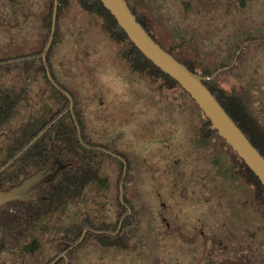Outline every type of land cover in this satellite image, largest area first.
I'll return each mask as SVG.
<instances>
[{
  "label": "rangeland",
  "instance_id": "rangeland-1",
  "mask_svg": "<svg viewBox=\"0 0 264 264\" xmlns=\"http://www.w3.org/2000/svg\"><path fill=\"white\" fill-rule=\"evenodd\" d=\"M49 1L0 0V83L20 78L33 87L27 119L34 109L45 114L60 102L42 78L46 54L44 60L36 58L37 52L44 54L50 37L51 28L44 27L42 18L50 11ZM128 2L144 17L156 42L174 54L182 36L197 29V50L190 48L187 54L197 57L201 68L232 61L244 41H256L243 48L234 67L220 73L215 83L240 97L264 128V0H244L243 5L238 0ZM3 4L7 9L2 10ZM55 24L56 41L52 38L47 49L51 76L70 96L91 147L121 154L126 162V186L120 189L114 181L123 169L118 171L110 158L102 160L97 177L71 207L56 212L58 231L71 223L74 229L92 224L114 231L122 217L121 228H130L133 219L126 213L135 200L138 226L159 229L153 236L156 249L174 259L186 260L190 252L180 247L177 236L162 238V218L183 228L196 226L199 218L235 259L244 249L251 264H264V207L233 170L236 158L219 140L197 143L194 133L201 119L190 102L177 89L166 90L161 81L132 73L121 47L103 31L101 18L84 11L77 0L69 1ZM117 243L87 236L75 264H146L147 256L138 251L136 257L128 240Z\"/></svg>",
  "mask_w": 264,
  "mask_h": 264
},
{
  "label": "flooded vegetation",
  "instance_id": "flooded-vegetation-1",
  "mask_svg": "<svg viewBox=\"0 0 264 264\" xmlns=\"http://www.w3.org/2000/svg\"><path fill=\"white\" fill-rule=\"evenodd\" d=\"M2 7V10L7 9L5 4ZM36 58H42L40 53L37 52ZM45 72L51 81L49 71L45 69ZM52 84L55 86L53 82ZM32 88L31 85L23 83L20 78L17 82L0 83V192L19 185L24 179L44 168L52 159L58 158L56 154L48 158L50 153L48 155V151L40 146L31 147L33 144L41 143L42 135V132L38 134L27 132V122L33 123V126L30 125L31 128H36L41 118L39 109L37 111L34 109L28 119L26 118V115L30 113L26 110L27 106L28 110L33 107ZM61 93L70 103L71 98L68 93L63 90ZM27 139H30L28 144ZM100 151L122 163L123 176L114 181V186L117 185L122 189L126 186V162L123 160V155L106 150ZM42 153L46 154V157H42ZM61 161L68 162L63 158ZM115 165L119 168L118 163ZM55 167L56 164L51 170ZM69 167L64 169L53 182L35 189L27 201H8L0 205V264H75L77 261L75 253L85 240L86 233L78 245L65 252L77 240L74 241L73 238L75 229L71 223L62 231H58L56 224V212L61 211L64 206L71 207L75 198L72 193L61 199L50 194V188L57 184L58 178ZM242 182L245 183L243 180ZM188 183L193 185L194 181L191 180ZM131 198L134 199L133 196ZM133 203L135 200L131 201V208L126 213L130 219H133L130 228H121L124 221L122 217L116 230L92 228L93 231L98 232L92 233L109 236L113 245H118V240H128L136 257L138 251H140L139 254L147 256L146 264H251L244 254L248 251L243 249V256L235 259L228 247L217 244V240L202 226L199 218H197L196 226L188 228L172 226L169 220L162 218L165 224L164 232L161 233L162 238L177 236L182 242L180 247L190 252L186 260L174 259L168 251L165 253L156 249L158 244H154L153 236L158 235L159 229L138 226V207L135 204L134 209ZM120 204L126 207L123 202ZM82 232L83 230L81 234ZM122 246H125L124 243L120 247ZM217 246H219L218 249ZM63 253H65L64 256H62ZM170 255L171 259H169Z\"/></svg>",
  "mask_w": 264,
  "mask_h": 264
},
{
  "label": "trees",
  "instance_id": "trees-1",
  "mask_svg": "<svg viewBox=\"0 0 264 264\" xmlns=\"http://www.w3.org/2000/svg\"><path fill=\"white\" fill-rule=\"evenodd\" d=\"M70 0H57V9L55 21L58 20L60 12L63 8H66ZM128 6L136 17L137 22L145 29V31L152 37L154 41L155 38L151 34L148 26L146 25L143 16H139L135 10L130 6L128 0H126ZM79 6L84 10L92 14L98 15L102 20L103 31L111 38L116 44L121 47V56L127 62L129 69L132 73L139 76H144L151 81H161V87L166 90L177 89L181 94L182 98H186L190 102L191 107L200 117L198 121L197 132L194 135L197 137V143L204 142V139H210V137H215L219 140L223 146L233 154L236 161L233 165V170L238 174V176L247 184L250 185L252 189V197L256 201V204L260 207H264V188L254 176V174L246 167V165L241 161L236 154L231 151V149L224 143L222 139L217 137L216 133L209 130L210 122L204 117L203 113L197 108L192 99L188 94L178 85L177 82L172 80L169 76L161 72L156 68L150 61L145 59L142 54L134 47V45L129 41L126 34L118 27L115 19L110 15V13L103 8L101 3L97 0H77ZM238 2L243 5L244 0H238ZM49 5L52 8L53 0L49 1ZM51 8L48 15H44L43 23H45L48 30L51 28ZM143 17V18H142ZM56 25V24H55ZM199 32V31H198ZM197 29L194 31L187 32L182 36L175 46L174 54L173 51L162 48L171 54L177 61L184 64L191 72L197 73L202 76H211L217 68L227 66L229 61H221L219 67L215 68H201L198 66L197 57H192L187 54L190 48L197 50ZM179 34L183 35V32ZM55 33L53 34L52 43L55 42ZM187 36V37H185ZM248 41V39H247ZM246 42V41H244ZM48 53L46 54V59L42 61L41 73L42 78L45 80L46 84L52 88L51 92L54 94L53 99H57L60 102L58 105L55 104L53 109L46 110L45 114H41L40 123L36 128H31L33 123L27 122V132H32L33 134H38L42 132L40 144L31 145L32 148L40 146L42 149L48 151V158L58 155L57 157L71 162L72 165L65 171L59 178L55 186L50 188V194L55 195L56 198H65L69 193H72L74 198L80 195L84 190V187L92 179L97 177V173L102 165V160L106 158L112 159L114 162L118 163L119 171H122V163H120L115 158L109 156L98 149H94L91 143L87 141L83 135L82 124L79 115L76 111L75 106L71 109L69 108V100L61 90L64 88L58 84L53 76H51L48 60ZM45 69L49 71L51 81L46 75ZM55 84V86L52 84ZM204 85L211 92V94L216 98L218 103L227 113V115L233 120L237 127L242 131V133L247 137L249 142L253 147L264 157V128L260 126L256 120L249 114L246 105L240 97L237 95L227 93L224 90L218 88L215 83V79L204 82ZM58 87V88H55ZM65 91V90H63ZM149 112V111H148ZM30 121V120H29ZM31 125V126H30ZM29 127V128H28ZM30 139L26 140L28 144ZM108 149V148H107ZM52 153V155H51ZM42 157H46V154L42 153ZM58 205L60 203H57ZM120 206L123 207L121 204ZM87 227H92L94 229H100L92 224L82 225L80 227H75L74 241L78 239L81 231ZM87 236H99L106 237L109 240V236L105 234H94L92 232H86Z\"/></svg>",
  "mask_w": 264,
  "mask_h": 264
},
{
  "label": "water",
  "instance_id": "water-1",
  "mask_svg": "<svg viewBox=\"0 0 264 264\" xmlns=\"http://www.w3.org/2000/svg\"><path fill=\"white\" fill-rule=\"evenodd\" d=\"M104 9L115 19L118 27L126 34L129 41L161 72L172 80L188 94L204 117L210 122L209 130L216 133L217 137L243 161L246 167L258 179L264 188V157L249 142L247 137L227 115L216 98L204 85V82L215 79L220 73L234 67L243 48L256 41H246L240 45L231 63L216 70L211 76L206 77L191 72L184 64L177 61L171 54L166 52L145 29L137 22L126 0H97ZM57 0H53V11L49 41L46 45L42 59L44 60L48 47L54 34ZM72 102L70 100V109ZM56 164L54 170L51 168ZM71 162H63L59 158L52 159L44 168L36 171L24 179L19 185L11 187L7 191L0 192V205L8 201H27L32 192L43 184L51 183ZM94 232L92 228L83 230L81 236L65 251L78 245L86 232ZM65 253L62 254L64 256Z\"/></svg>",
  "mask_w": 264,
  "mask_h": 264
}]
</instances>
